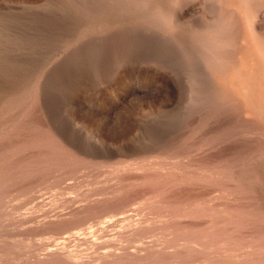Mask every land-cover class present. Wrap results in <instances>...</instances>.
<instances>
[{"label":"rangeland","instance_id":"1","mask_svg":"<svg viewBox=\"0 0 264 264\" xmlns=\"http://www.w3.org/2000/svg\"><path fill=\"white\" fill-rule=\"evenodd\" d=\"M161 1L170 11L174 7V32L151 0H0V147L8 149L13 142L15 156L21 155L15 158L18 168L24 163L35 168L32 175H21L17 188L7 187L9 192L1 195L0 264H199L164 257L183 246L185 235L174 225L175 211L164 183L138 179L159 172L180 176L178 170L190 171L184 179L197 188L189 201L201 220L209 224L210 213L225 209L232 217L248 216L257 223L258 232L243 228L236 240L220 241L208 252L219 256L221 245L231 248L236 258L264 251V122L216 94L210 57L192 32L214 21L224 26L228 19H223L216 0ZM261 3L255 25L264 35ZM225 31L229 39L231 33ZM188 52L190 60L184 56ZM24 88L35 90L39 107L23 113L25 107L16 104L9 129L12 116L5 100ZM36 126L50 127L88 163L44 166L50 159L45 148L32 141L40 135ZM205 161L215 164L202 168ZM176 209L177 217L185 219L187 210ZM141 226L152 231L138 236L135 231Z\"/></svg>","mask_w":264,"mask_h":264},{"label":"bare ground","instance_id":"2","mask_svg":"<svg viewBox=\"0 0 264 264\" xmlns=\"http://www.w3.org/2000/svg\"><path fill=\"white\" fill-rule=\"evenodd\" d=\"M171 1V0H168ZM176 1V0H174ZM181 1V0H178ZM188 0H184L183 2L186 3ZM206 1V0H205ZM213 1V0H212ZM218 5L220 6V9L222 12V17L223 19L227 20L228 19V24H224L220 23L218 24V22L216 23L215 21L210 23V25H208L207 27H204V29H197V30H192V32L194 33V36L196 35L198 37V41H201V43H203L204 48L206 50L207 55L210 57L209 61L210 62V66L214 72V75L216 77L217 80V95L222 97V99L229 101L231 98L232 99V106H241V109L244 108L245 111L244 112H248L251 113L252 115H254L255 117H259L262 119V121L264 122V35H262L263 33L260 32V30L257 28L256 24V17L258 16V13L260 12L259 9L261 7V2H264L263 0L258 1V0H216ZM166 2V1H165ZM172 2V1H171ZM211 2V1H210ZM215 2V0H214ZM81 3V1H80ZM127 3V2H126ZM151 3H154L155 7L158 9V11L161 13V16L163 17V19L167 22L166 24L168 25L169 28H171V30L174 28L175 26V21H172V14H174V7L171 6V11L168 8V4L163 3L161 0H151ZM175 3V2H174ZM261 3V4H260ZM180 4V3H179ZM216 4V3H215ZM177 5V4H175ZM142 6V5H141ZM263 6V5H262ZM154 7V8H155ZM144 10L148 9V5L145 4L144 5ZM214 8V7H212ZM216 8V7H215ZM214 8V9H215ZM264 8V7H262ZM133 10V9H132ZM131 10V11H132ZM216 10V9H215ZM209 11V10H208ZM259 11V12H258ZM218 12V11H217ZM123 13L125 14H129L128 12L124 11ZM148 16V15H147ZM174 16V15H173ZM178 16V15H176ZM260 16V15H259ZM180 17V16H179ZM206 17V16H205ZM221 17V18H222ZM139 18V17H138ZM158 18V17H156ZM161 18V17H160ZM220 18V15L219 17ZM134 19V18H133ZM178 19V18H177ZM115 20H118L117 18H115ZM130 20V19H129ZM140 20V19H139ZM180 19H178L179 21ZM223 20V21H224ZM225 20V21H226ZM156 21H158L156 19ZM182 21V20H181ZM180 21V22H181ZM220 21V20H219ZM222 21V19H221ZM119 22V21H117ZM128 22V21H127ZM130 22V21H129ZM115 24V23H114ZM154 24V23H153ZM164 24V23H163ZM209 24V23H208ZM165 25V24H164ZM179 25V24H178ZM177 25V27H178ZM139 26V25H138ZM153 26V25H152ZM195 26V25H194ZM176 27V28H177ZM228 28L227 33H231V35L229 34V36H231L229 39H226V35L224 32H226L225 30ZM102 29V28H101ZM117 29V28H116ZM178 29V28H177ZM182 29V27H181ZM189 29H191V27H189ZM98 30V29H97ZM100 30V29H99ZM132 30V29H131ZM176 30V29H175ZM156 31V30H155ZM161 31V30H160ZM168 32V31H167ZM172 32H174V30H172ZM179 32V31H178ZM161 33V32H160ZM184 33V32H183ZM182 34V33H181ZM162 35V34H161ZM174 36V35H172ZM179 36V35H178ZM185 36V35H184ZM169 37V36H168ZM191 37V36H190ZM172 40V37H170ZM174 38V37H173ZM176 38V36H175ZM183 38V37H182ZM189 37H187L186 39H188ZM194 38V37H193ZM158 39V38H157ZM191 39V38H190ZM189 39V40H190ZM159 40V39H158ZM178 40V39H177ZM244 40L243 42H245L244 46H240L243 42H240ZM184 41V39H183ZM188 41V40H187ZM192 41V40H191ZM168 42V41H167ZM177 42V41H176ZM185 42V41H184ZM193 43V41H192ZM191 43V44H192ZM195 43V42H194ZM241 43V44H240ZM190 44V45H191ZM167 45V44H166ZM177 45V44H176ZM179 45V44H178ZM189 45V46H190ZM188 46V47H189ZM196 46V44H195ZM229 47V48H227ZM232 47V48H231ZM187 48V47H186ZM185 49V48H184ZM193 49V48H190ZM201 49V48H200ZM203 50V49H202ZM185 51V50H183ZM182 51V52H183ZM188 51V50H186ZM185 51V52H186ZM201 51V50H198ZM194 52V53H198ZM181 52V53H182ZM184 52V53H185ZM191 53V52H190ZM190 53L188 52V54L184 55L187 56V59L189 58L188 55H190ZM180 54V53H179ZM178 56H183V55H179ZM200 54V53H199ZM194 54H192L193 56ZM196 55V54H195ZM204 55V53H203ZM183 56V57H184ZM176 57V56H175ZM182 58V57H181ZM179 58V59H181ZM196 58V57H195ZM177 59V58H176ZM183 59V58H182ZM185 59V58H184ZM183 59V60H184ZM182 60V61H183ZM190 60V58H189ZM188 60V61H189ZM204 60V59H203ZM179 61V60H178ZM186 61V60H185ZM202 61V60H201ZM200 61V62H201ZM206 61V60H204ZM207 62V61H206ZM202 63H204L202 61ZM206 64V63H204ZM181 65V64H180ZM201 65V64H200ZM192 66V65H191ZM193 67V66H192ZM210 68V69H211ZM185 69V68H184ZM205 71V69H204ZM207 71H209L207 69ZM211 71V70H210ZM209 71V72H210ZM197 72V71H195ZM212 72V71H211ZM210 72V73H211ZM201 73V72H200ZM208 73V72H207ZM199 75V74H198ZM197 75V76H198ZM196 76V75H195ZM199 77V76H198ZM212 77V76H211ZM211 77L209 79H211ZM195 78V77H194ZM206 78V77H205ZM198 79V78H197ZM213 79V78H212ZM138 80V79H137ZM196 79H194L195 81ZM209 81V80H208ZM212 81V80H211ZM210 81V82H211ZM209 82V83H210ZM215 82V79H214ZM196 83V82H195ZM204 83V82H203ZM198 84V83H197ZM212 84V83H211ZM214 84V83H213ZM201 85V84H199ZM208 86V85H207ZM200 87V86H199ZM206 88V87H205ZM205 88L203 87V89L205 90ZM28 88H24L22 89L20 92H18L16 95L13 96H7L8 101L5 100V103L7 102V104L5 105L6 107H8L9 109H7V113L10 114L11 116L15 113L14 109L16 108V104L17 107L21 106L20 108L22 109L23 107V113H27L30 112V110L35 109V107L37 106V104L39 103V98L36 94H34L35 90L33 91L32 89L30 91H27ZM200 91V90H198ZM209 92V91H208ZM210 93V92H209ZM7 95H10V93L7 92ZM41 95V94H40ZM28 97H29V102H28ZM207 97V96H206ZM42 101V100H41ZM231 101V100H230ZM236 105H233L235 104ZM41 104V103H40ZM231 106V105H230ZM231 106V107H232ZM39 107V104L38 106ZM232 107V110L234 109ZM18 109V108H16ZM15 109V110H16ZM240 109V110H241ZM239 110V111H240ZM235 111V110H234ZM18 112V111H17ZM244 112H242L244 114ZM3 113V112H2ZM22 113V112H20ZM19 113V115H20ZM33 113V112H32ZM29 114V113H28ZM28 114H26L28 116ZM7 115V114H6ZM23 115V114H22ZM21 115V116H22ZM30 115V114H29ZM33 115V114H32ZM37 115V114H36ZM45 115V114H44ZM248 115V114H247ZM205 117V116H204ZM46 119V117H44ZM1 119V118H0ZM5 119V118H4ZM9 121L8 123H10L9 129H12V120H13V116L8 117ZM22 119V117H21ZM27 119V118H26ZM36 119V118H35ZM193 119V118H192ZM3 120V118H2ZM29 120V119H28ZM33 120V119H32ZM31 120V121H32ZM48 120V119H47ZM194 120V119H193ZM208 120V119H207ZM230 120V119H229ZM14 122V121H13ZM17 122V121H16ZM43 121H41L42 123ZM51 122V121H50ZM83 122V121H82ZM2 123V122H1ZM33 123V122H32ZM36 123V122H35ZM33 123V124H35ZM215 123V122H214ZM250 123V122H249ZM20 124V123H19ZM37 124V123H36ZM40 124V123H39ZM85 124V123H84ZM262 124V123H261ZM7 125V124H6ZM31 125V124H30ZM38 125V124H37ZM47 124H45L46 126ZM86 125V124H85ZM20 126V125H19ZM24 126V125H23ZM28 126V125H27ZM35 126V125H33ZM248 126V125H247ZM7 127V126H6ZM37 127V126H36ZM55 127V126H54ZM15 128L18 129V127L15 126ZM31 128V127H30ZM50 128V127H49ZM48 127H37L36 128V135L37 133L40 135L38 136V139H32V141H35L37 143H39V145H41L42 147L45 148V150L47 151V153H45V155L47 154V156L49 157L48 159H50V164L44 165V166H49L51 167L52 165L54 166L55 164H73V163H88V161H85L84 158L82 159L81 156V152L80 153H76V151L72 150L71 148H69L66 144H62L59 141V138L49 129ZM258 128V127H257ZM262 128V127H261ZM3 129V128H2ZM8 129V128H7ZM263 129V128H262ZM29 129H27L28 131ZM102 130V129H101ZM11 131V130H10ZM14 131V130H13ZM16 131V129H15ZM22 131V130H21ZM33 131V130H32ZM57 131V130H56ZM201 131V130H200ZM5 132V131H4ZM7 132V131H6ZM34 132V131H33ZM59 132V134L61 133L60 131H57V133ZM215 132V131H214ZM10 133V132H9ZM30 132L28 131V134ZM3 134V133H2ZM12 134V133H10ZM17 134V133H16ZM15 134V135H16ZM26 134V133H25ZM126 134V133H125ZM182 134V133H181ZM225 134V133H224ZM231 134V133H230ZM21 135V134H20ZM19 135V136H20ZM33 135V136H36ZM179 135V134H178ZM213 135V134H212ZM228 135V134H227ZM1 136V135H0ZM5 136V135H4ZM8 136V135H7ZM17 136V135H16ZM32 136V135H31ZM2 137V136H1ZM12 137V136H11ZM26 137V135H25ZM190 137V136H189ZM204 137V135H203ZM211 137V136H210ZM6 137H3L2 139H4ZM14 138V136H13ZM187 138V137H186ZM199 138V137H198ZM215 138V137H214ZM227 138V137H226ZM241 138V137H240ZM26 140V138H24ZM30 139V138H29ZM147 139V138H146ZM145 139V140H146ZM188 139V138H187ZM197 139V138H196ZM242 139V138H241ZM9 140H13V139H9ZM23 140V139H22ZM24 140V141H25ZM184 140V139H183ZM182 140V141H183ZM206 140V139H205ZM2 141V140H1ZM0 141V143H1ZM14 141H17L16 139ZM21 141V139H20ZM64 141H66L64 139ZM143 141V140H142ZM242 141V140H241ZM5 142V141H4ZM3 142V143H4ZM35 142V143H36ZM198 142V141H197ZM196 142V143H197ZM218 142V141H217ZM238 142V141H237ZM8 143V142H6ZM11 143V142H10ZM13 143V142H12ZM9 144L8 145V149L6 147V149L2 147H0V199H1V195L3 194L4 191L9 192L8 190H6L7 187H12L14 185H18L21 181L20 179L22 178L21 175L24 174V176L26 177L27 175H32V173L34 172V166L32 165H26L24 163L23 166H25L24 168L20 167L18 168V164H16L17 161H15V158L18 156H21L20 154L17 155L19 152V150L17 151V156H15V147L13 146V144ZM18 143V142H17ZM27 143H29L27 141ZM26 143V145H27ZM72 143V142H71ZM5 144V143H4ZM3 144V145H4ZM16 144V142H15ZM14 144V145H15ZM23 145V147H25L22 143H20V145ZM138 144V143H137ZM153 144V143H152ZM181 144V143H180ZM239 144V142H238ZM242 144V143H241ZM18 143V146H20ZM29 145V144H28ZM237 145V143H236ZM35 146V145H34ZM32 146V148L34 147ZM247 146V145H246ZM245 146V147H246ZM22 147V146H21ZM209 147V146H208ZM211 147V146H210ZM233 147V146H232ZM26 148V147H25ZM29 148V147H27ZM35 148H38L35 146ZM41 147H39L38 149H40ZM82 148V147H81ZM231 148V147H230ZM19 149H21L19 147ZM23 149V148H22ZM42 149V148H41ZM88 149V148H87ZM163 149V148H162ZM168 149V148H167ZM247 149V148H246ZM245 149V150H246ZM10 150V151H9ZM30 150V148H29ZM157 150V149H156ZM223 150V149H222ZM35 151V150H34ZM40 151V150H39ZM203 151V150H202ZM236 151V150H234ZM42 152V150H41ZM158 152V151H157ZM175 152V151H174ZM215 152V151H214ZM230 152V151H229ZM244 151H242L243 153ZM22 153V152H21ZM33 153V152H32ZM31 153V154H32ZM137 153V152H136ZM225 153V152H224ZM233 153V152H232ZM241 153V152H240ZM40 154V153H39ZM83 154V153H82ZM205 154V153H204ZM30 155V154H29ZM35 156L37 154H34ZM34 155L32 156L34 160ZM145 155V154H144ZM188 155V154H187ZM228 155V154H226ZM38 156V155H37ZM40 156V155H39ZM91 156V155H90ZM93 156V155H92ZM105 156V155H104ZM158 156V155H157ZM192 157V156H191ZM224 157V156H223ZM40 159V157H37ZM171 158V157H170ZM17 159V158H16ZM20 159V158H19ZM31 159V158H30ZM176 159V158H175ZM195 159V158H194ZM231 159V158H230ZM22 160H24V157L22 159H20L19 161L21 162ZM29 160V161H32ZM43 160V158H42ZM146 160V159H145ZM191 160V159H190ZM189 160V161H190ZM197 160V159H196ZM210 160V159H209ZM212 160V159H211ZM45 161V160H44ZM123 161V160H122ZM186 161V160H185ZM37 162V161H36ZM92 162V161H89ZM125 162V160L123 161ZM154 162V161H152ZM175 162V161H174ZM227 162V161H226ZM18 163V162H17ZM85 163V164H86ZM117 163H119L117 161ZM128 162H125L124 164L129 168V166L127 165ZM170 163V162H169ZM204 163V162H203ZM20 164V163H19ZM28 164V162H27ZM121 164V163H120ZM123 164V163H122ZM138 164V163H137ZM146 164V163H145ZM166 164V163H165ZM164 164V165H165ZM177 164V163H174ZM172 164V165H174ZM191 164V163H190ZM202 164V163H201ZM199 164V165H201ZM215 162H207L205 161L204 164H202L201 166L204 167H209L211 168L212 165H214ZM35 165V164H34ZM156 166V164H154ZM218 165V164H217ZM222 165V164H221ZM41 166V163H40ZM123 166V165H121ZM143 166V165H142ZM153 166V165H152ZM198 166V165H197ZM43 167V166H42ZM125 167V166H124ZM122 167V169L124 168ZM127 167H125L127 169ZM134 167V166H133ZM149 167V166H148ZM161 167V166H160ZM171 167V166H169ZM174 167V166H173ZM179 167V166H178ZM181 167V166H180ZM179 167V168H180ZM187 167V165H186ZM196 167V166H195ZM37 168V167H36ZM124 168V169H125ZM132 168V167H131ZM153 168V167H152ZM155 168V167H154ZM178 168V169H179ZM182 168V167H181ZM185 168V167H184ZM199 168V167H198ZM119 169V168H118ZM125 169V171H127ZM144 169V168H141ZM160 169V168H159ZM172 168H170L171 170ZM183 169V168H182ZM201 169V168H200ZM37 170V169H36ZM69 170V169H68ZM96 170V169H95ZM140 171V169H138ZM146 170V169H145ZM153 170V169H152ZM151 170V173H152ZM158 170V169H157ZM168 170V169H167ZM177 170V167L176 169ZM174 170V171H175ZM209 169H206V171ZM213 170V169H212ZM210 170V172L212 171ZM88 171V170H87ZM86 171V172H87ZM150 171V169H149ZM165 171L164 168L163 170L161 169V172ZM205 171V170H204ZM215 171V170H214ZM44 172V171H43ZM52 172V171H51ZM169 172V170H168ZM173 172V171H172ZM176 172V171H175ZM180 176L178 174H173L170 175L169 173L167 175L162 174V173H153V174H148L147 176L143 177H138L139 179V183H141V181H152L150 182L151 184L153 183L154 185H158V184H163L164 183V189L166 191H168L169 195H167V198L169 201H171L170 204L173 207V210L175 211V220L176 222L174 223V225L176 226V228H178L180 230V232L185 235V243L183 244V246L181 248L178 249H174L172 251H169L168 254L166 253L164 255L167 256L166 258H178L180 261L187 263L190 260H199V264H264V251L258 252V251H252V253L248 252L249 254L245 255L244 257L241 256L239 258H236L232 255V252H230L231 248H227L226 245H221L219 248L221 249V253L219 252V256L218 254L213 255V250H211L210 252H208V247L210 249H212L213 245H217L218 243H220V241H234L237 239V236L239 235V232H241L243 230V228H247L249 227V231H250V227L253 229L256 228L257 223H253L254 221L248 218V216L244 217H232L231 213L229 214L228 211L221 210L218 211V213H210V211H208L210 214L208 215V217H212L210 219V223L208 224L207 222H204L203 220H201V214L199 213V215L197 214V209L196 206H191L190 204V196L191 191L194 190V188H196L195 186H193L194 184L192 182H188L186 179L189 177L188 175H186V173H189L190 171H187L184 175L180 173V171L178 170ZM183 172V171H182ZM221 172V171H220ZM237 172V171H236ZM101 173V172H100ZM148 173V172H147ZM167 173V172H165ZM171 173V172H170ZM213 173V172H212ZM219 174V173H218ZM233 174V173H232ZM101 175V174H100ZM194 175V174H193ZM36 176V175H35ZM52 176V175H51ZM80 176V175H79ZM119 176V175H118ZM133 176V175H132ZM42 177V176H41ZM46 177V176H45ZM44 177V178H45ZM205 177V176H204ZM227 177V176H226ZM229 177V176H228ZM231 177V176H230ZM238 179H241L238 175L235 176ZM243 177V176H242ZM141 178V180H140ZM194 178V176H193ZM197 179L201 178V177H196ZM38 179V178H35ZM193 180L192 178H188ZM222 179V178H221ZM219 179V180H221ZM63 180V179H62ZM169 180V181H168ZM201 180V179H199ZM215 180V179H214ZM217 180V181H219ZM229 180V179H228ZM33 182V180H31ZM134 181V180H133ZM203 181V180H202ZM208 181V180H207ZM224 181V180H221ZM232 181V180H229ZM24 182V184H26V181H22ZM21 182V183H22ZM30 182V181H28ZM138 182V181H137ZM171 182V184H170ZM211 182V181H210ZM228 181H226L227 183ZM31 183V182H30ZM34 183V182H33ZM32 183V184H33ZM148 183V182H147ZM145 182V184H147ZM204 182H202L203 184ZM240 183V182H239ZM238 183V184H239ZM29 184V183H28ZM27 184V185H28ZM31 184V185H32ZM137 184V183H136ZM223 184V183H222ZM20 185V184H19ZM142 185V184H141ZM140 185V186H141ZM199 185V184H198ZM204 185V184H203ZM211 185V184H210ZM226 185V184H225ZM122 186V185H120ZM125 187V185H123ZM134 186V185H133ZM184 186V187H182ZM213 186V185H212ZM243 186V185H242ZM17 188V186H14ZM19 187V186H18ZM109 187V186H108ZM148 187V185H147ZM163 187V185L161 186ZM180 187V188H179ZM245 187V186H244ZM247 187V186H246ZM245 187V188H246ZM13 188V187H12ZM57 188V187H56ZM64 189V187H62ZM67 188V187H66ZM69 188V187H68ZM155 188V187H153ZM158 188V187H157ZM214 188V187H213ZM8 189V188H7ZM21 190V188H19ZM26 189V188H25ZM140 189V188H139ZM148 189V188H147ZM197 189V188H196ZM209 189V188H208ZM15 190V189H14ZM137 190V189H136ZM164 190V191H165ZM116 191V190H115ZM114 191V192H115ZM156 191V190H155ZM201 191V190H200ZM110 192V190H109ZM119 192H124L122 187L121 190L119 189ZM138 192V191H137ZM140 192V191H139ZM175 192V193H174ZM177 192V193H176ZM106 193V192H105ZM131 193V191H130ZM136 193V192H135ZM147 193V192H146ZM152 193V192H151ZM163 193V190H162ZM193 193V192H192ZM198 193V192H196ZM202 193V192H201ZM210 193V192H209ZM254 193V192H251ZM256 193V192H255ZM125 194V193H123ZM199 194V193H198ZM222 194V193H221ZM224 194V193H223ZM236 194V193H235ZM127 195H130L129 193ZM155 195V194H154ZM162 195V194H160ZM194 195V194H193ZM230 195H234V193L230 194ZM240 195V193H239ZM249 197L251 194H248ZM38 196V195H37ZM124 196V195H123ZM121 197L124 198V197ZM157 196V195H156ZM199 196V195H197ZM196 196V197H197ZM221 196V195H220ZM238 196V195H237ZM236 196V197H237ZM241 196V195H240ZM254 196V194L252 195ZM128 197V196H127ZM130 197V196H129ZM192 197V196H191ZM234 197V196H233ZM162 198V197H160ZM165 198V196H164ZM200 198V196H199ZM210 198V197H209ZM219 198V197H218ZM217 198V199H218ZM242 198V197H241ZM29 199V198H28ZM66 199V198H65ZM214 199V198H213ZM238 199V198H237ZM254 199V198H253ZM31 200V199H30ZM33 200V199H32ZM156 200V199H155ZM162 200V199H161ZM167 200V199H166ZM204 200V198H203ZM208 200V199H207ZM236 200V198H235ZM241 200V199H240ZM123 201V199H122ZM159 201V200H158ZM211 201V200H210ZM233 201V200H232ZM242 201V200H241ZM29 202V201H28ZM114 202V200L112 201ZM165 202V201H164ZM225 202V200H224ZM247 202V201H246ZM250 202V201H249ZM73 203V202H72ZM166 203V202H165ZM228 203V202H227ZM238 203V202H237ZM23 204V203H22ZM114 204V203H113ZM203 204V203H202ZM217 204V202H216ZM223 204V203H222ZM230 204V203H229ZM234 204V203H233ZM72 205V204H71ZM111 204L108 205V207ZM116 205V203H115ZM119 205V204H118ZM195 205V203H194ZM211 205V204H210ZM209 205V206H210ZM225 205V204H224ZM241 205V204H240ZM70 206V205H69ZM164 205H161V207ZM217 206V205H216ZM227 206V205H226ZM239 206V204H238ZM264 206V205H263ZM261 206V207H263ZM106 207V206H104ZM156 206H154L155 209ZM160 207V208H161ZM204 208V206H202ZM208 207V206H207ZM212 207V206H211ZM210 207V208H211ZM224 207V206H223ZM231 207H233V205H231ZM235 207V205H234ZM260 207V208H261ZM89 208V207H88ZM164 208V207H163ZM171 208V207H170ZM176 208H180V209H185L186 212V218L185 219H180L179 217H177V215H179V210H177ZM191 208V209H190ZM209 207L207 209H210ZM229 208V207H228ZM237 208V207H236ZM235 208V209H236ZM242 208V207H241ZM249 208V207H248ZM255 208V206H254ZM7 209V208H6ZM63 209V208H62ZM87 208L85 207V210ZM162 209V208H161ZM167 209V207L165 208ZM169 209V208H168ZM206 209V208H204ZM247 209V208H245ZM251 209V208H250ZM264 209V208H261ZM72 210V209H71ZM88 210V209H87ZM160 210V209H159ZM157 210V211H159ZM172 210V211H173ZM219 210V209H217ZM216 210V212H217ZM229 210V209H228ZM232 210V209H231ZM253 210V209H252ZM212 211V210H211ZM233 211V210H232ZM237 211V210H236ZM255 211V210H254ZM253 211V213H254ZM257 211V210H256ZM76 212V211H75ZM124 212V211H123ZM207 212V213H208ZM241 212L240 210L238 211V213ZM251 213V210L247 211ZM162 213V212H161ZM244 213H246V211H244ZM53 214V213H52ZM62 214V213H60ZM183 214V213H182ZM204 214V213H203ZM235 214V213H234ZM249 214V213H248ZM258 214V213H255ZM264 214V213H263ZM254 215V214H252ZM238 216V215H237ZM256 216V215H255ZM258 217V216H257ZM261 217V216H260ZM263 219L264 216L262 215ZM83 218V217H82ZM252 218V217H251ZM30 219V218H29ZM42 219V218H41ZM40 219V220H41ZM31 220V219H30ZM23 221V220H22ZM50 221V220H49ZM54 221V220H53ZM253 221V222H252ZM258 222V221H257ZM47 223V222H45ZM261 223V222H260ZM17 224V223H16ZM171 224V223H170ZM169 225V224H168ZM173 226V225H172ZM260 226V225H259ZM143 227V228H141ZM140 228H136L137 230L136 235H142L143 233H147L149 232V230L152 231V229L150 228H145L147 226H141ZM163 227V226H162ZM264 227V226H263ZM56 228V227H55ZM32 229V228H31ZM41 229V228H40ZM159 229V228H158ZM165 229V228H164ZM172 229V228H171ZM173 230V229H172ZM175 230V228H174ZM255 230V229H254ZM143 231V232H142ZM245 231V230H244ZM258 232V230H255ZM260 231V229H259ZM262 231V230H261ZM142 232V233H141ZM176 232V231H175ZM254 232V231H253ZM263 232V231H262ZM180 233V234H181ZM7 234V233H6ZM9 234V233H8ZM12 234V233H11ZM20 234V233H19ZM22 234V233H21ZM32 234V233H31ZM143 234V235H144ZM181 234V235H182ZM252 234V233H251ZM180 236V235H178ZM240 236V235H239ZM250 236V234H249ZM258 236V235H257ZM183 237V236H182ZM181 237V238H182ZM245 237V236H244ZM239 238V237H238ZM241 238V237H240ZM256 238V237H255ZM174 239V238H173ZM255 240V239H253ZM261 240V239H260ZM259 241V240H258ZM176 239H174L173 243L175 244ZM241 242V241H240ZM243 242V241H242ZM241 242V243H242ZM248 242L249 240L244 243H247L248 246ZM205 243H208V245L206 246ZM257 243V242H256ZM172 244V247H175V245ZM178 244V243H177ZM228 245V244H227ZM241 245V244H240ZM243 245V244H242ZM239 246V245H238ZM250 246V245H249ZM234 247V246H233ZM237 247V246H235ZM226 248L228 250H226ZM241 249V248H240ZM253 250V248H251ZM258 249V248H257ZM230 250V251H229ZM243 251V250H242ZM153 252H158L156 250H154ZM150 253L149 256H154V254ZM245 252V251H244ZM243 252V253H244ZM247 253V252H246ZM232 254V255H231ZM198 255V256H197ZM201 256V257H200ZM55 257V256H54ZM163 257V258H164ZM53 258V257H52ZM54 259V258H53ZM71 259V258H70ZM73 259V258H72ZM201 259V260H200ZM175 260V259H174ZM191 262V261H190ZM193 262V261H192Z\"/></svg>","mask_w":264,"mask_h":264}]
</instances>
